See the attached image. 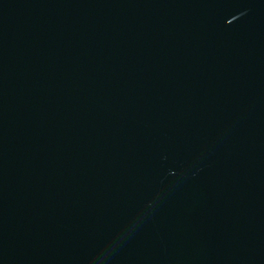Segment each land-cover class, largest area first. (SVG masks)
<instances>
[{"label": "water", "instance_id": "1", "mask_svg": "<svg viewBox=\"0 0 264 264\" xmlns=\"http://www.w3.org/2000/svg\"><path fill=\"white\" fill-rule=\"evenodd\" d=\"M0 264H264V0H0Z\"/></svg>", "mask_w": 264, "mask_h": 264}]
</instances>
